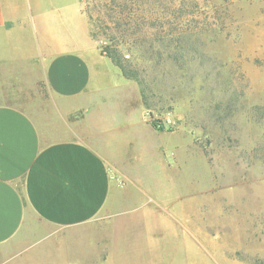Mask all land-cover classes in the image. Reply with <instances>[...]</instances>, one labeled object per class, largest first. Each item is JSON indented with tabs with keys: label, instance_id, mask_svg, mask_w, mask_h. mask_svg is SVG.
<instances>
[{
	"label": "rangeland",
	"instance_id": "obj_1",
	"mask_svg": "<svg viewBox=\"0 0 264 264\" xmlns=\"http://www.w3.org/2000/svg\"><path fill=\"white\" fill-rule=\"evenodd\" d=\"M81 1L109 24L112 0ZM144 2L153 26L124 47L139 83L118 71L125 83L89 116L66 112L39 65H0V103L24 111L43 141L83 139L117 180L86 224L30 216L0 264L38 239L28 250L44 255L45 238L67 246L70 264H264V0Z\"/></svg>",
	"mask_w": 264,
	"mask_h": 264
},
{
	"label": "crops",
	"instance_id": "obj_2",
	"mask_svg": "<svg viewBox=\"0 0 264 264\" xmlns=\"http://www.w3.org/2000/svg\"><path fill=\"white\" fill-rule=\"evenodd\" d=\"M6 62L39 65L66 112L80 108L88 116L101 95L125 83L90 36L81 0H0L1 67ZM55 109L62 114L61 105ZM116 187L108 161L89 143L43 141L24 111L0 103V246L21 241L30 216L56 228L96 219ZM40 240L21 244L4 264H70L62 241L45 238L44 255L28 250Z\"/></svg>",
	"mask_w": 264,
	"mask_h": 264
},
{
	"label": "trees",
	"instance_id": "obj_3",
	"mask_svg": "<svg viewBox=\"0 0 264 264\" xmlns=\"http://www.w3.org/2000/svg\"><path fill=\"white\" fill-rule=\"evenodd\" d=\"M127 2V3H125ZM125 2H114L112 4L114 8H111V12L106 13L107 21L109 24L100 21V23H93L92 16H89L86 10L85 15L89 18V32L90 36L97 40L100 35L106 40L105 45H99L100 53L107 56L114 65H116L122 75L126 79L135 80L139 83V78L132 62L124 57L125 46L129 45L126 50L135 48V42L132 38L146 27H152V22L147 21L145 14L144 0H131ZM143 6V7H142ZM117 7V9H116ZM156 25V24H155ZM128 37V39H126Z\"/></svg>",
	"mask_w": 264,
	"mask_h": 264
}]
</instances>
